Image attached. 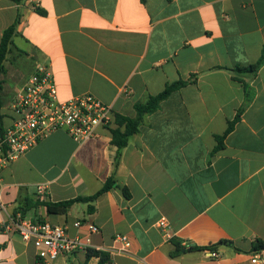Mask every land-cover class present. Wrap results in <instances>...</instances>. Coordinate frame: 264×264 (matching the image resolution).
I'll return each mask as SVG.
<instances>
[{
	"label": "crops",
	"instance_id": "crops-1",
	"mask_svg": "<svg viewBox=\"0 0 264 264\" xmlns=\"http://www.w3.org/2000/svg\"><path fill=\"white\" fill-rule=\"evenodd\" d=\"M18 14L3 76V128L13 97L39 64L50 66L59 101L90 94L126 117L167 84L197 79L144 118L116 168L113 121L83 143L55 132L0 172V264H34L35 248L14 227L19 215L67 226L70 236L85 234L75 221L95 223L92 244L112 264H252L255 242L264 241V66L244 79L252 101L212 152L245 100L224 69L259 59L264 0H0V40ZM23 69L27 75L19 76ZM112 175L120 188L64 215L42 206L22 214L38 201V186L46 189L43 202L58 203L94 195ZM161 218L169 237L157 227ZM117 235L131 241L128 252L114 243ZM222 241L231 245L218 246L216 259L188 250ZM98 262L79 252L54 264Z\"/></svg>",
	"mask_w": 264,
	"mask_h": 264
},
{
	"label": "built area",
	"instance_id": "built-area-1",
	"mask_svg": "<svg viewBox=\"0 0 264 264\" xmlns=\"http://www.w3.org/2000/svg\"><path fill=\"white\" fill-rule=\"evenodd\" d=\"M9 113L10 124L0 135V172L55 132L63 131L75 142L83 143L99 138L97 129L109 127L114 121L112 108L90 94L59 101L48 64L36 67L13 97ZM36 197L40 202L45 201L44 186L37 187ZM14 227L22 241L35 248L34 264H54L59 257L86 253L88 250L102 251L92 244L93 235L99 233L98 226L93 222L75 221V229L85 230V234L75 236L68 234L67 226L33 222L20 215ZM157 227L169 237L166 219L161 218ZM113 241L120 245L119 250L122 252H128L131 248V241L127 236L117 235ZM209 256L216 259L220 254L210 251ZM250 262H264V249L253 251Z\"/></svg>",
	"mask_w": 264,
	"mask_h": 264
},
{
	"label": "trees",
	"instance_id": "trees-1",
	"mask_svg": "<svg viewBox=\"0 0 264 264\" xmlns=\"http://www.w3.org/2000/svg\"><path fill=\"white\" fill-rule=\"evenodd\" d=\"M16 4L21 3L24 0H10ZM142 3L145 2V0H140ZM37 13L40 15H45V12L42 9H36ZM20 22V15L16 17V20L12 25H10L7 29H5L2 33L1 40H0V110L3 106L2 101V89H3V76L6 74V67L5 63L8 60V56L11 53L12 47H13V39L15 36H17V27ZM264 66V46L261 48L260 57L259 59L250 65L247 66H236L232 69H224L228 73H230L231 77L239 82L243 89H244V103L240 107V109L237 111L234 119L228 123V127L225 131V133L222 136H216L215 139L217 141V145L214 148L212 153L217 152L219 149L223 147V140L227 134H229L233 128L235 123L240 119V116L244 112V110L248 107L250 102L252 101V92L249 88V83H246L244 79H248V81H251L255 79L257 72L259 69ZM220 69V68H217ZM197 79V75H191L189 79L187 80H180L173 83H169L165 86L164 90L160 92L157 95L154 96H148L143 103H137L134 105L135 110V116L134 117H126L119 114L114 115V122L116 124V128L111 130L112 135V144L117 148L116 156L114 158V167L116 168L122 150L127 146L129 139L138 134L140 126L144 122V118L147 115H150L157 111L160 108V104L162 101H164L170 94L173 92L181 89L182 87L194 83ZM3 126H2V117L0 115V135L3 133ZM120 188L116 185V180L114 176L112 175L109 177L105 183L103 184L102 188L91 196L86 197H77L72 200L58 202V203H52V202H36L35 204H31L29 207H25L22 211L25 213L30 208L34 207H44L46 209V213L48 215H64L67 213L68 209L75 203H89L93 202L98 198L101 194L111 190L112 188ZM122 193L125 197H128L126 188H121ZM42 222V221H40ZM220 245H231V243L227 241H222L220 243H217L215 245H209L206 247H189V251H199V250H209V251H215L216 248ZM177 248L179 249V245L177 244ZM264 249V241L257 240L254 244L253 250H259ZM92 257H98L99 262L98 264H110L109 257L107 253L102 251H95V250H88L86 252V259H90Z\"/></svg>",
	"mask_w": 264,
	"mask_h": 264
},
{
	"label": "rangeland",
	"instance_id": "rangeland-1",
	"mask_svg": "<svg viewBox=\"0 0 264 264\" xmlns=\"http://www.w3.org/2000/svg\"><path fill=\"white\" fill-rule=\"evenodd\" d=\"M11 61V60H10ZM12 62V61H11ZM18 75L19 76H25V75H27V71H26V69H23L22 71H20V72H18ZM13 85L15 86V83L13 82Z\"/></svg>",
	"mask_w": 264,
	"mask_h": 264
}]
</instances>
